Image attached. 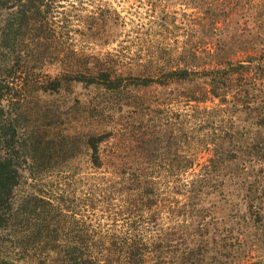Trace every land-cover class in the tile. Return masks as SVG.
Instances as JSON below:
<instances>
[{
  "label": "rangeland",
  "instance_id": "obj_1",
  "mask_svg": "<svg viewBox=\"0 0 264 264\" xmlns=\"http://www.w3.org/2000/svg\"><path fill=\"white\" fill-rule=\"evenodd\" d=\"M1 1L0 38L17 43L0 40V72L22 89L18 148L32 130L42 139V155L21 158L14 195L58 207L37 211L27 233L52 223L60 237L35 251L8 238L0 260L78 264L83 240L89 255L95 242L140 240L143 264H264V0ZM24 9L28 26L12 20ZM172 70L186 78L168 79ZM25 72L37 77L25 82ZM103 72L108 83L95 82ZM78 74L94 83L64 79ZM54 78L57 93L40 89ZM61 139L74 150L44 156ZM151 149L155 206L127 213L116 196L111 208L80 207L99 190L119 193L107 166L151 161Z\"/></svg>",
  "mask_w": 264,
  "mask_h": 264
},
{
  "label": "trees",
  "instance_id": "obj_2",
  "mask_svg": "<svg viewBox=\"0 0 264 264\" xmlns=\"http://www.w3.org/2000/svg\"><path fill=\"white\" fill-rule=\"evenodd\" d=\"M17 1H21L22 3L25 0ZM2 4L3 2L0 0V7L3 6ZM18 15L19 18L16 17L15 19V17H13L12 20H15L16 23L18 21L20 25L28 26L29 22L33 20V17L29 16L25 9L20 11ZM8 39L9 38H7V36L0 38V40L4 42L6 48H8V46L14 47V45L17 44L16 42H12L13 45H6L8 44ZM13 39L17 41L15 37ZM259 69L262 71L264 70V68ZM85 72L91 73L89 69ZM34 75V73L25 72L24 77L28 78V80L25 82H30L33 78L37 77ZM94 77L91 75L86 79L84 78L83 74H78L66 76L64 79H67L68 81H79L91 84L94 83ZM107 77H109L107 72L100 73L95 82L99 84H107ZM167 77L168 79L180 81L186 78V71L172 70L169 71ZM221 78L222 77L220 76L218 80L220 81ZM214 80L217 81L215 77ZM14 81V74L11 71H5V73L0 72V246L2 242H6L8 238H11L14 239L13 246L15 248H21L24 246L27 248H22V250L28 251L29 249L35 251L38 248H44L45 246L54 243L57 239L59 230L57 226L50 223L51 228H49V225L47 224H42L35 228V231L32 230L30 233H27V226L30 225L29 221L37 220L35 213L40 211V209L44 213H48L50 209L59 208L52 205L49 200H45L44 197L37 196L36 193H28L22 196L20 199L15 198L16 195H14V192L20 184L21 158L25 157L24 160L29 159L35 161L37 156L42 155V152H40L39 148L42 144V139L36 134L35 136V132L32 130L30 131L32 134V141H26L24 135L22 134L20 140L23 147L20 149L18 148V131L21 126L19 125L20 123L16 122V117L19 115L14 113L12 109H16L23 99L20 97V91L22 89L16 83L11 85V83ZM104 81L106 83H104ZM218 85L220 84H213L209 91L213 96H216L217 94L214 90L219 88ZM60 86L61 80L59 78H54L48 83L39 85L42 91H51L55 93L59 91ZM22 127L26 129L27 125H22ZM100 138H102V136H99V139ZM74 142L75 140L69 141L67 139H61L57 147L48 150L44 156L63 153L65 147H67L66 144L68 143L70 144L69 150H74ZM98 142H100V140ZM98 142L93 141V143H87V146L92 151V164L94 168H101L104 165L100 159ZM153 151L152 149L151 151H148L150 154L148 159H152V156L154 155ZM154 160L155 158H153L151 161L147 160L145 163L120 162L119 164L107 166L108 169L112 168V170L109 172L115 177L119 178L120 184H122V187L114 189V192L119 193H103L104 191L99 190L100 193H91V195L88 196L90 198L87 199L89 202L82 200L80 207L87 206L93 209L95 206H103L106 208H111L117 206L113 200L116 196H119L118 202L122 203V205L119 204V206H123L127 213L133 212L138 214L144 208L151 209V207L155 206L156 204V200L153 199V197H157L154 175L156 174L155 171H157L159 168L157 163L153 162ZM184 167L186 166L180 165L179 172H182ZM34 168H38L37 164ZM150 199L154 200V202L150 201ZM60 200H62V197ZM59 237L60 236H58V238ZM43 241L44 244H42ZM78 246L79 249L76 248L75 253L77 255L76 259H78L80 264H110L111 260L114 259L110 256H115L116 254L119 255V259L117 258L116 260H121V263L119 264H133V260L135 258L139 260L140 264L144 263L143 254L145 252L146 246L140 240L134 241L132 243L125 241L120 247L119 244L114 243V241L113 243L111 241L108 246H106L103 242H95L93 243V249L95 252L91 253V255H89L90 253L88 251H90V248L89 243L86 240L81 241ZM65 247L68 249L67 245ZM0 264L11 263L0 260Z\"/></svg>",
  "mask_w": 264,
  "mask_h": 264
}]
</instances>
